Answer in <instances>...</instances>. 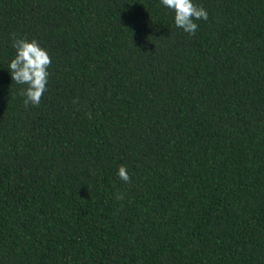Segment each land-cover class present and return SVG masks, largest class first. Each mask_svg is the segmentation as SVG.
<instances>
[{
	"label": "trees",
	"instance_id": "trees-1",
	"mask_svg": "<svg viewBox=\"0 0 264 264\" xmlns=\"http://www.w3.org/2000/svg\"><path fill=\"white\" fill-rule=\"evenodd\" d=\"M195 2L0 0V264H264V0Z\"/></svg>",
	"mask_w": 264,
	"mask_h": 264
},
{
	"label": "clouds",
	"instance_id": "clouds-1",
	"mask_svg": "<svg viewBox=\"0 0 264 264\" xmlns=\"http://www.w3.org/2000/svg\"><path fill=\"white\" fill-rule=\"evenodd\" d=\"M160 6L170 9L174 25L188 34H194L198 25L197 20H207L208 12L195 0H159ZM14 50L13 55L7 61L6 69L11 81L23 85L17 89V95L23 98L22 102L37 105L41 96L45 93L51 58L48 50L35 39L15 36L11 41ZM3 67V66H0ZM117 176L124 182L129 181V174L124 165L116 170ZM116 199H122V193H116Z\"/></svg>",
	"mask_w": 264,
	"mask_h": 264
}]
</instances>
